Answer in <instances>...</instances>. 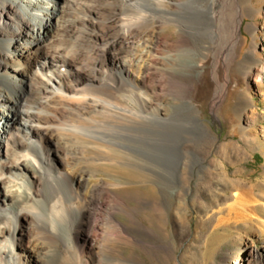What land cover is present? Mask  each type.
<instances>
[{
    "label": "bare ground",
    "instance_id": "6f19581e",
    "mask_svg": "<svg viewBox=\"0 0 264 264\" xmlns=\"http://www.w3.org/2000/svg\"><path fill=\"white\" fill-rule=\"evenodd\" d=\"M98 1L0 0V264H143L138 256L125 255L129 240L122 235L135 238L117 218L128 206L118 192L140 188L158 194L161 200L156 204L161 208L167 191L174 190L182 199L191 189L194 170L202 173L208 186L213 184L217 167L213 155L219 154V147H234L236 154H241L238 142L217 145L191 97L198 33L177 19L178 9L185 2L161 0L163 21L174 25L176 37L158 36L154 41H162L168 51L181 47L175 57L167 55L165 60L186 70L181 75L175 68L168 73L179 87L172 85L173 98L163 106L149 96L162 90L160 81L151 83L157 78L156 61L144 59L153 47H144L134 61L141 63L138 76L129 59H117L111 53L115 43L127 48L134 37L132 23H121L124 30L112 41L108 34L120 23L117 5L125 7L135 0H108L110 4L106 0L110 32L105 36L93 31L87 35L83 32L86 25L98 22ZM233 5L239 20L254 15L243 0H234ZM213 6L212 1L203 0L202 11L211 38L220 35V18ZM71 9L78 13L72 20L67 18ZM252 31H257V25ZM258 48L255 43L247 56L253 65L247 76L256 86L264 79L257 68L262 61ZM101 58L108 59L109 69ZM85 65H90L91 71L84 72ZM125 91L129 95L122 94ZM244 98L238 111L248 127L254 125L257 110L251 95ZM178 114L187 115L193 132L179 141V178L175 182L166 181L164 162L148 169L152 184L142 180L136 182L137 186L125 182L122 175L107 172L140 166L153 157L146 150L149 146L163 150V133ZM71 117L77 122L68 124ZM116 127L132 130L118 136ZM152 127L158 132L153 133L160 136L153 140L155 143L145 137ZM242 185L231 186L235 198L232 207L243 196ZM49 195L53 196V204L45 223L38 218L36 208ZM257 219L255 214L250 222L254 224ZM67 224L70 226L63 231Z\"/></svg>",
    "mask_w": 264,
    "mask_h": 264
},
{
    "label": "rangeland",
    "instance_id": "374dc122",
    "mask_svg": "<svg viewBox=\"0 0 264 264\" xmlns=\"http://www.w3.org/2000/svg\"><path fill=\"white\" fill-rule=\"evenodd\" d=\"M177 1L185 2L184 6L178 9L177 19L182 24H187L189 28L196 29V33L199 34L195 41L198 55L193 59L195 63L197 62L191 83L193 102L199 110L203 123L215 136L217 145L238 142L242 146V152L240 151L241 154L238 155L234 147H230L231 149L219 147V150L217 149L219 154L213 155L217 161L213 184L208 186L204 182L202 173L198 169L194 170L191 177V189L184 193L182 199L176 197L174 190L167 191L161 208L156 204L158 199L161 200L158 194H149L140 188L118 192L125 198L128 206H125V212L118 213L117 218L126 226L127 232L135 238H130L128 234L122 235L124 239L129 240L125 255L129 257L134 254L143 261V264H264V79L259 80L256 86L247 76L253 66L247 60V56L252 46L258 43L257 54L262 61L257 68L261 70L264 78V0H243L254 11V15L246 16L241 20L235 14L234 0H208L214 3L215 13H213L220 18L218 27L220 35L214 38H211L209 34L210 27L202 11L203 0ZM107 2L110 4V1L107 0ZM107 2L99 0L96 3V8L99 5V17L96 18L98 22L94 26L86 25V29H83L84 33L90 35L93 31L94 34L99 33L105 36L110 32L106 22L108 20ZM129 4L126 5L127 7H123L121 3L117 5L119 12L116 13L120 14V23H118L120 26L116 25L115 31L110 32L108 36L112 41L115 35L118 36L122 29L124 30L123 27L127 23H132L130 25H133L131 29L134 37H131L127 48L115 43V51L112 50L114 52L111 51V53L117 59L125 58L126 61L129 59L132 70L135 69L133 70L135 76H138L141 63L136 64L134 61L140 56L139 53L144 47H153L151 53H146L144 58L151 57L156 63L159 62L155 63L157 78L152 79L151 83L154 81L156 85L160 81L164 84L160 83L161 91L149 93V96L155 99L156 104L165 106L173 98L172 91L179 87L176 85L177 81L168 73L176 69L181 75L186 70L178 68L177 63L165 60L167 55L175 57L176 51L182 50L181 47L177 46L168 51L162 41L156 43L154 40L158 36L160 38L176 37L175 27L163 21L161 0H135L134 3L131 1ZM72 10L74 9L68 12L67 18L70 20L78 16V13ZM161 23L166 29H163L165 27ZM254 25H257L255 33L252 31ZM84 30H89V33ZM88 44L92 46L89 40ZM101 60L108 69L111 67L107 58H101ZM89 67L90 65H85L83 71L87 72L88 69L91 71ZM165 87L166 89H163ZM222 88V93L218 94L219 89ZM122 94L129 95V92L125 91ZM246 95L253 97L256 103L254 107L257 110L254 125L248 127L247 121L240 118L241 112L238 111ZM120 101L125 103L123 99ZM129 103L131 104L130 101ZM69 119L68 124L77 122L73 117ZM126 129L127 127H116L115 134L120 136L121 132L132 130ZM149 130L151 132L145 136L149 141L160 139L157 129L152 127ZM192 132L193 128L187 115L178 114L163 133L166 140L162 145L163 150L160 146H149L150 149L146 148V150L148 149L153 157L143 161L140 166L127 167L124 171L116 168L108 169L107 172L122 175L125 182L130 184L137 185L142 180L152 184L153 178L148 169H156L160 163L164 162L167 166L166 181L175 182L179 178V141ZM233 183L234 185L235 183L245 184V186L242 185L243 196L236 207L231 206L235 199L232 197ZM52 202L53 196L49 195L48 200L36 208L38 218L45 223H47L46 220L48 221V210ZM255 214L259 216V220H255L258 224L255 221L256 224L250 222ZM66 226L63 231L67 230L70 224ZM19 235L22 237L24 232H20ZM22 244L24 245L25 242L23 241ZM17 249L20 253L19 247ZM55 257H58L57 253Z\"/></svg>",
    "mask_w": 264,
    "mask_h": 264
}]
</instances>
